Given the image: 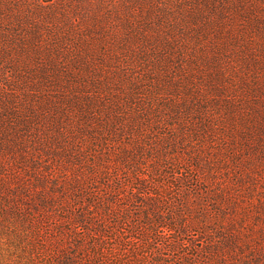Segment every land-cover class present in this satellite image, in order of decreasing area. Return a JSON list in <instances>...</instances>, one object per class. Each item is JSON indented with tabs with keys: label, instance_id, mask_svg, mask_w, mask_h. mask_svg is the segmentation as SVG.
Wrapping results in <instances>:
<instances>
[{
	"label": "trees",
	"instance_id": "trees-1",
	"mask_svg": "<svg viewBox=\"0 0 264 264\" xmlns=\"http://www.w3.org/2000/svg\"><path fill=\"white\" fill-rule=\"evenodd\" d=\"M256 4L0 0V264H262L231 219L251 203L218 177L241 118L264 151Z\"/></svg>",
	"mask_w": 264,
	"mask_h": 264
},
{
	"label": "rangeland",
	"instance_id": "rangeland-1",
	"mask_svg": "<svg viewBox=\"0 0 264 264\" xmlns=\"http://www.w3.org/2000/svg\"><path fill=\"white\" fill-rule=\"evenodd\" d=\"M257 2H258V4H256L257 9H260L258 14L264 15V0H257ZM260 35H264V31ZM256 36H258V35H256ZM260 39H262V38H260ZM263 40L264 39H262V41ZM259 47L260 46H258L257 48L254 47V49H255L254 55L261 56ZM229 61L231 62L232 60L229 59ZM262 111H260V113L257 115L258 119L264 118V113H261ZM245 123H247L246 118H244V119L241 118V121L235 127V129L239 130L237 135L240 133V137H238V141H239L240 145L238 144L239 147H237L234 150H238L241 148L242 152L238 156L240 159H238V158L236 159V161L238 160L239 162H241V164H239V166H236V164H234V162L231 159L228 160L227 162H222V164H221L222 169H221V171H219L218 177L223 176V177H225L224 179H228V180L232 179L233 182L239 180L240 184L239 185L237 184L238 188H239L238 192L240 193L239 198L242 199V203H244V204L245 203H248V204L251 203V206L249 208L248 215H244V207H241L242 204H238L237 209L232 210V211L230 210V212H232L231 219H234L236 224H237V227H235V229L236 228L242 229L241 219L247 220L246 221L247 223L245 224L246 229H244L247 231H241V232L246 233L249 236V238L253 239L252 247L254 249H257L256 251H258V253H259L258 257H260L262 264H264V151L260 150L259 148H258V150H254V151L245 150V148H244L245 141L252 137L250 134L243 133V131L245 130V126H246ZM258 127H259V125L254 126V129L256 130L254 135L256 134L258 141H259L258 143L260 144V146H264V131H261L260 128H258ZM218 135L224 136L223 134L217 133L218 139L215 141V143H216L215 148L216 149H217V147H218V149L222 148L221 142L223 140L220 139V137H218ZM237 135L235 133V136H237ZM228 138L229 137L227 136V141H228ZM189 141H190V145H193L196 143V140H194V136H192ZM230 143L231 142H228V145L224 146V147L227 146L229 151H231L230 147H229ZM204 145L208 146L207 144H204ZM186 146L189 147L188 145H186ZM215 160L217 161V159H215ZM242 171L244 172L245 175L241 176L240 178H237L239 173H241ZM160 180H162V179H160ZM83 195L84 196H83L82 201L86 200L87 202H90L92 200L90 194L83 193ZM77 203L78 204L74 205L75 209L78 211L83 210L82 207L78 206L79 202H77ZM141 206H143V205L141 204ZM141 206L135 205V206H131L129 208L137 214L140 211L139 209ZM142 213L144 215V212H142ZM68 214H70V213L68 212ZM63 216H64L63 211H61L59 208L58 214H56V218H62ZM136 220H137V218H135V221ZM45 224L48 225L47 223H45ZM66 226H70V225H66ZM113 226H114V229L115 228H121L118 226V224H114ZM123 226L126 227V225H123ZM131 226H132L131 223H129V231H132L131 233H133L136 236H141L140 234L137 233L138 232L137 229L132 228ZM48 227H50V226H48ZM48 231H50V230H48ZM118 232L119 231H116L114 233H112V232L107 233L108 234L107 236L109 237V239H107L103 245L104 247H106V250L109 251L108 253H105L106 256L112 257L111 255L116 253L113 250H111V247L115 241V240H113V238H117ZM49 235H50V233H48V236ZM68 236L69 237H71V236L77 237V235L75 233L69 234ZM130 238H131L132 242H129L128 246H133L135 243L133 241H135L137 239L135 236H132ZM160 238L161 237L159 236L157 239H160ZM171 238H174V236L172 235L171 237H168V240ZM242 239L245 240V238H241L239 240L240 245L242 244V241H241ZM88 240H91L88 243V245L91 249V253L94 254L95 252H97V248L92 246L94 243V239H91L89 237ZM65 242L67 243V240ZM69 243H72V241H70ZM99 249H100V251H102V247H99ZM187 249H189V246L185 247V250H187ZM240 251L243 254H248L250 256H253L255 254L254 253L252 255L249 247L240 248ZM117 255H118V253H117ZM176 255H178V254H176ZM231 261H233V260L231 259Z\"/></svg>",
	"mask_w": 264,
	"mask_h": 264
}]
</instances>
